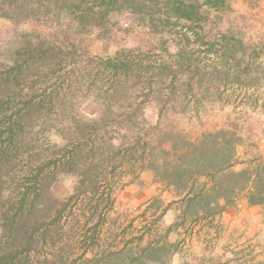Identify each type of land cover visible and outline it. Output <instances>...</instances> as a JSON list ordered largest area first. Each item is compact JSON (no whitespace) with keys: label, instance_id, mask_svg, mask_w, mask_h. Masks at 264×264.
Instances as JSON below:
<instances>
[{"label":"rangeland","instance_id":"1","mask_svg":"<svg viewBox=\"0 0 264 264\" xmlns=\"http://www.w3.org/2000/svg\"><path fill=\"white\" fill-rule=\"evenodd\" d=\"M203 10L202 24L154 25L123 10L94 25L72 15L0 17V264H94L132 241L143 248L159 236L139 239V226L167 205L160 230L181 224L164 264H264V221L242 202L214 222L182 221L176 195L151 169L128 173L126 160L107 205L104 184L78 192L84 153L78 167L63 165L79 144L95 141L109 159L105 138L121 151L140 135L169 148L179 135L222 128L236 131L242 160L264 158V0ZM116 57L130 68L114 79L105 63ZM100 108L108 109L100 116Z\"/></svg>","mask_w":264,"mask_h":264},{"label":"trees","instance_id":"2","mask_svg":"<svg viewBox=\"0 0 264 264\" xmlns=\"http://www.w3.org/2000/svg\"><path fill=\"white\" fill-rule=\"evenodd\" d=\"M223 4L224 0H0V17L9 18L16 23L26 20L54 23L60 20L62 15H72L80 25H94L110 12L123 10L144 17L149 15L154 25L158 20L167 25L176 24L179 20L202 24L207 22L209 17L203 10L204 5L219 8ZM222 36L226 38V35ZM123 62L120 57L106 61L105 68L114 79L119 72L128 73L130 67ZM161 69L175 71L168 65H163ZM175 77L173 76L172 80ZM107 109L100 108L96 114L101 116ZM236 135L235 130L228 128L204 133L196 139L179 135L172 140L169 148L163 147V142H160V147L153 145L145 136L140 135L136 141L127 145L124 152L121 151L122 146L116 147L112 140L105 138L104 141L109 142L112 153L108 154L109 159H104L98 152L100 144L93 141L79 144L69 150L64 155L63 165L70 169L78 167V158L84 153L85 161L77 168L80 175L78 192L82 195L97 192L104 184L103 187H107L104 193L109 201L106 202L107 205L113 204L114 189L124 175L118 168L126 167V160L129 163L128 168H131L128 173H135L137 167L140 170L151 169L163 182L164 187L176 195V201L181 204L182 221L189 218L195 222H214L241 194H246L252 204H264V158L256 156L242 160L237 155L236 147L241 141ZM118 172L120 177H117ZM26 197L25 194L21 201L23 205ZM72 199L73 197H70L67 203L57 210L58 218ZM169 208L170 205L163 207L158 215H153L151 221L148 220L139 226V239L151 232L159 236V239L150 241L143 248L139 247V242L133 244L132 241L131 244L124 245V249L113 250L95 260L91 258L94 264H123L126 260L125 264H148L150 261L154 264H164L165 251L172 245L168 240L171 228L181 224L176 221L167 230H160V220ZM106 214L107 210L104 212V215ZM122 253L127 259L121 256ZM5 257L12 256L8 253L2 256L1 260Z\"/></svg>","mask_w":264,"mask_h":264},{"label":"crops","instance_id":"3","mask_svg":"<svg viewBox=\"0 0 264 264\" xmlns=\"http://www.w3.org/2000/svg\"><path fill=\"white\" fill-rule=\"evenodd\" d=\"M239 202L244 203L245 207L248 210H251L250 212H256V217L260 221H264V204H252L246 194H241L235 201L236 204ZM230 207L227 206L226 209L224 210L223 214L229 209Z\"/></svg>","mask_w":264,"mask_h":264}]
</instances>
